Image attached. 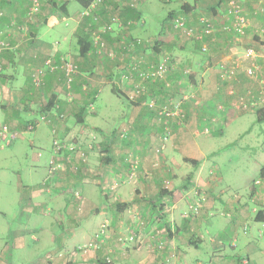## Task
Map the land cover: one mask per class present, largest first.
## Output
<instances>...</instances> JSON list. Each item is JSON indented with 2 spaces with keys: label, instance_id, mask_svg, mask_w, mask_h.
Masks as SVG:
<instances>
[{
  "label": "crops",
  "instance_id": "1",
  "mask_svg": "<svg viewBox=\"0 0 264 264\" xmlns=\"http://www.w3.org/2000/svg\"><path fill=\"white\" fill-rule=\"evenodd\" d=\"M129 1L132 2L106 0L86 14L76 0H49L44 2L36 20L28 21L29 0H0V40L9 42V47L0 51V129L7 125L17 133L10 143L0 145V150L23 138V132H35L41 127L44 135L50 137L44 146L49 156L46 173L43 174L41 166H33L27 175L28 183L19 184L17 189V214L11 220L5 218L0 226L1 234L7 232L12 239V245L6 243L0 253L17 256L22 264H99L115 242L104 243L96 252L84 248L99 232L101 223H112L110 237L114 240L120 230L128 232L131 223L143 221L144 242L122 253L116 248L117 259L110 264H264V142L258 145V153L234 157L229 154L222 159L229 146L233 153L237 150V141L231 137L233 141L226 146L225 138L232 127L242 124L239 120L242 112L234 114L232 120L224 116L236 97L230 93L231 89L239 95L258 93L261 77L264 79V58L244 57L246 47L261 49L259 33L264 29V0H239L249 19L247 34L238 41L233 35L220 32L218 39L210 42L207 53L200 51L201 42L194 38L181 40L177 36L158 46L154 34H144L147 13L165 9L172 0H140L136 7L129 6ZM179 1L180 10L169 14L182 13L181 6L187 1L196 2V9L186 14L189 18L210 12L217 22L226 20L224 13L229 0ZM114 15H122L128 21L142 17L146 22L133 26L112 23L104 30L103 26ZM133 37H140L142 45L132 43ZM103 43L106 51L100 54L96 48ZM84 46L87 51L83 54ZM121 47H134V51L124 53ZM68 54L80 69L71 83L74 98L71 87L69 97L64 89L67 78L61 62L72 61L66 57ZM167 54H174L180 62L177 60L176 66L163 77L150 82L140 101L131 102L115 84L134 59L144 66L155 65ZM48 59L57 66L49 68ZM178 63L179 69L185 67V71L192 72L188 85L191 98L187 104L183 101L186 117L183 120L179 117V124L184 122L181 128L170 137L167 149L156 153L155 146L163 143L161 129H164L162 121H157L164 115L159 109L176 87ZM236 63L244 67L235 77L227 78L225 71L222 73L223 67ZM252 63L261 68L259 78L244 72L245 66ZM39 70L43 72L38 74ZM246 78L251 80L245 82ZM226 83L234 87L229 88ZM225 97L229 99L228 105L222 102ZM244 110L251 112L254 123L258 122L256 110ZM68 112L83 113L85 119L81 123L97 126L105 123L113 128L107 137V163L100 159L98 163L84 162L88 157L78 150L74 154L64 151L65 142L68 146L72 144L67 138L74 137L77 131L73 130L76 123L73 119L65 122L58 117ZM128 122L136 133L145 131L134 136L126 131L125 137H120L114 128L125 129ZM195 126L208 128L200 132ZM252 134L261 140V133ZM245 135V131L239 132L242 138ZM56 140L61 149H57ZM129 154L139 156L142 161L148 159L150 168L142 167L130 178L125 160ZM42 155L40 151L36 161ZM157 160L160 166L155 168ZM228 164L230 168L223 167ZM104 166L107 195L97 189L96 172ZM77 190L81 199L76 197ZM161 190L167 193L161 195ZM201 197L204 200L195 213L190 203ZM165 200L172 205L168 213L164 210ZM117 203L127 206L117 210ZM152 235L154 239L150 240ZM159 238L166 240L165 249L157 248Z\"/></svg>",
  "mask_w": 264,
  "mask_h": 264
},
{
  "label": "rangeland",
  "instance_id": "2",
  "mask_svg": "<svg viewBox=\"0 0 264 264\" xmlns=\"http://www.w3.org/2000/svg\"><path fill=\"white\" fill-rule=\"evenodd\" d=\"M163 1H166V0H163ZM188 1L194 2V0H188ZM44 2H46V1H43V5H44ZM105 2H104V4H105ZM129 2H131V1H129ZM139 2H140V0L138 1V3ZM164 3H167V2H164ZM221 5L223 7L225 6V4H221ZM157 8H158V6H157ZM210 9L211 8H209L208 10L210 11ZM176 10H180V1L179 0H172L171 2H169L167 4L165 9H163V8L159 9L158 8V9H156V12H150V13L148 12L147 13V19H146L147 20V30L144 32V34H146V35H148L149 33H150V35L154 34L155 39H156L155 42L157 43L158 46L160 44H159V39L157 40V38L160 35L161 31H164L165 35L167 37H169L170 40H174L175 37H177V36H181L180 37L181 40L193 39L191 37H188L184 34L177 32L174 29L172 30L171 29L172 25H170V21H172L174 18L182 16V17L187 18V20L190 24H194V22L196 20V16L189 18L186 14L179 13V14L173 16L172 18H170L168 14L171 11H176ZM206 13L214 16L210 12H206ZM59 14L62 15L61 13H59ZM114 16L115 17H113V19L111 17L110 21L106 22V24L103 26L104 30H107L108 27H110L112 23L119 24L120 26H127V25L133 26V25H138V24L143 25L146 22V20L143 19L142 17L128 21L127 19L122 18V15H114ZM263 30L264 29H262V31ZM102 39H103V37H102ZM130 40L132 43L137 44L138 41H141V38L140 37H133ZM150 41H153V40H150ZM146 42L148 43L149 40H146ZM139 44H137V45H139ZM125 46H128V43ZM200 49H201L200 51L202 53H207V52L202 51L201 45H200ZM123 50H124V53H131L134 51V47H126ZM96 51L100 54H102L104 51H106L104 43L101 44L100 47H98V50L96 48ZM171 55L167 54L166 56H169L170 62H171V60L174 62L173 65L171 66V68H172V67L176 66L175 62H177V60L179 61L180 59L177 56H175L174 54H171ZM66 57L70 58L73 63L76 62L75 60L72 59V57L69 54ZM163 58H165V57H162L161 60H163ZM137 61L138 60L134 59L128 65L127 70L130 69V67L133 63H135V62L137 63ZM151 66L152 65H150V64L146 65V67H151ZM78 67H79V64L77 65V69H78L77 72H79V70H80ZM257 67H258L257 76L259 78L260 74H262V73H261V68H260L259 64L257 65ZM143 68H145V67H143ZM178 69H179V63H178ZM179 71L181 74L179 73V76L177 78H174V80H176V82H175L176 87H173L172 84L170 86V87H173V90H174L173 92H171L172 94H170L171 95L170 99L167 101V103H162V105L160 104L161 107L159 109V112L161 114H164V115H162L160 118H157V121L159 120L158 123H160V121H162V123L164 125V129H161L162 137H163V143L160 144L159 146L158 145L155 146V152L156 153H161L162 151L167 149L168 145L165 146L166 143L169 142V139L171 136H172L171 138L174 137L175 131L177 129L181 128L182 124L184 123L183 122L182 124H179L178 121H180V118L177 117L176 114L175 115H168V114H166L167 111L163 112V109H165V107H168V108H166L168 110H174L175 109L174 103H178L181 101V104L183 105V101H184L187 104V101L191 98V95H190L191 92H189V90H188V88H189L188 85H190V83H191V76L190 75L192 72H190V70L185 71V67L180 68ZM224 71H225V69L223 67L222 73H224ZM263 73H264V71H263ZM133 74H135V73H133ZM250 80L251 79L246 78L245 82H248ZM261 80H263L261 82V84L263 86L264 85V79L261 77ZM152 81H153L152 78L141 80L137 75L135 76L134 81L133 80H125V78L121 75L120 80L117 79L115 81V84L117 86H119L124 93L126 92L127 97L131 102H133V101L136 102V101H140V98L144 94L147 93L148 85ZM144 82L146 85L145 90L142 89V85ZM166 84L168 85V81ZM226 84L228 85L229 88L234 87L231 83H230L231 85L229 83H226ZM262 86H261V88H262ZM64 87H65L64 89L66 91L67 97H69L68 93H69L70 88H68L67 84ZM71 88H72V95L71 96H72V98H74L75 97L73 95L74 85ZM137 89H140V92H137ZM232 89H234V88H232ZM230 93H228V95H230ZM249 94H250V92L249 93L248 92L247 93L241 92V95H243L245 98H247V100L249 99ZM233 95L236 96V97L234 96L235 98L240 96L237 93V91ZM233 95H230V96L233 98ZM168 97H169V95H168ZM227 101H229V99H228V97H225V101H222V102L225 105H228L229 103ZM216 106H218V104H216L215 107ZM87 108L89 109L88 104H87ZM244 109L245 108H242V107L239 108V107L235 106L234 101H233V103H231L230 108L224 112V116H226L227 120H232L235 116L234 114H236L237 112L238 113L242 112V113H239L240 114L239 120L242 122V124L239 122L237 126H234V125H236V123H234L233 124L234 127H232L229 131V132H231V134L228 133L227 134L228 136L225 138V139H228V141L226 142V146H229V144L233 140L237 141V146H236V147H238L237 150L233 153L232 152L233 148L231 146H229L228 149H226V151H223L224 156L222 157V159L226 155H229V154H233V157H234L235 155H239L240 153H246L247 155L248 154L253 155L255 153H258L259 152V146L258 145H260V143L264 142V121L254 123L253 119H251L253 117L251 112H246ZM90 111L91 110L89 109L87 112H90ZM68 113H70V114H65L64 116H61V117L58 116V117L60 119L64 120L65 122L69 121L70 119H73V122H76L75 126L73 127V130H77V131H76V134L74 137L67 138L66 141H71L72 144L69 143V145L71 144V146H68L65 142L66 147L64 148V151L66 150L69 154H74V152H77V150L80 153L84 152L85 153L84 156L88 157V159L84 160V162L86 161V162L91 163L92 161L94 162V160H96V163H98V161L101 160V161L107 163V150H106V147L108 146L107 145L108 144V142H107L108 138L107 137L110 136L109 131H111L113 128L108 124L105 125V123L101 126L100 125L97 126V125H92V124L81 123V122H83V121H81V119H83V118L85 119V117H83V113H81V112H73V113L68 112ZM252 113H254V112H252ZM71 115H72V118H70ZM207 117H208V115H206V118ZM184 118H181V120H183ZM211 119L214 120V119H216V117L211 118ZM211 119H209V120L211 121ZM187 123H189V121ZM130 124H131L130 122L126 123L127 127L125 129L114 128V131H116V132L119 131V135L122 138L125 137L126 131L133 136H134V134L140 135V133H143L145 131V130H142V131H139L138 133H136L134 128H131ZM195 128H196V130H198L200 132L202 130V127L195 126ZM206 128H208V127L203 128L202 131H204V130L206 131ZM43 129L44 128L41 127L40 129H38L35 132L34 131L23 132V134H22L23 138L16 139L12 145L0 150V226L4 225L5 218H9V220H11L17 214V209L19 208L17 189L20 187L19 184L26 183V182L28 183L27 175L30 171L33 170V166H41L43 174L46 173V165L48 163L49 156H47L48 153L45 152V151H47V149L44 146H47L48 142L50 141V137H49V134H47L46 136L44 135ZM240 131L246 132V135L243 138L241 136H239ZM167 132H169V133H167ZM253 132L256 134L261 133V138H260L261 140H256L255 137H257V136H254L252 134ZM66 135L69 136V134H66ZM78 135H80V136H78ZM224 135H226V134H224ZM36 137H37V141H36ZM231 137L234 139L232 140ZM235 137H238V138H235ZM32 141H35V145H32ZM73 147L75 148L76 151L72 150ZM40 151L43 152V155L41 156L40 161H36L35 157L38 156ZM177 153H178V155L180 154L179 152H177ZM89 156H90V158H89ZM125 160L128 163V167H127L128 170L127 171L129 172L128 176L130 178H134L136 176L135 174H137L138 170L140 172V169L142 167L145 168L147 166L148 168H150V162H148L149 161L148 159H143V161H142V159L139 156H134L133 154H129V156ZM235 161L237 163L240 162V160H238V159H235ZM65 164L67 165L66 161H65ZM54 166H55V170H56L57 164ZM159 166H160L159 161L157 160L155 162V164L153 165V167L157 168ZM230 166L231 165H229V164L227 166L223 165V167L226 169L230 168ZM67 167H69V166L67 165ZM224 172H226V170ZM105 173H106V167L105 166L102 169V171L99 170L98 172H96V174L98 175L97 177L99 178L97 189H100L102 194L107 195L105 192L106 191V189H105V187H106ZM93 177H95V176H93ZM232 178H233L232 180H236V177H232ZM195 201H199V199L196 198ZM163 204H164V207L167 205L164 210L167 211V213L170 212L172 205L167 203V200H165V202ZM197 212H195V213H197ZM162 215H163V211L161 212V216ZM101 224L98 228L99 229L98 231H100L101 227L104 225H107V228H108V230L105 232V236L107 237L106 242L111 240L110 242L113 245L115 242V245L113 247L114 250L111 248L112 251H109V253L107 251V253H106V255H108V254L111 255L110 256V258H112L111 262L115 261V258L117 259L116 252L114 255V251L116 248L118 250H120V252L118 251L119 253H122L123 250H125L128 247H131L133 245H136L137 243H139V245H141L145 240V234L146 233L143 232V228L146 227V224L141 225L140 221H139V223L138 222H135L134 224L131 223V225H130L131 228L129 229L128 232H125V230H120V232L116 235V239H114V240L110 237L111 234L113 233V231H111V229L113 228L112 223L111 222H109V223L103 222V224L102 225ZM139 226H140L139 230L141 231V234L137 233V240L136 241L133 240V242L128 243V245H124L123 243L119 242L118 235L128 236V234L131 232V230H135V229L139 228ZM163 232H166V229H164ZM150 237H151L150 240L154 239L153 235ZM150 240H147L146 242H149ZM6 243L8 245H10V244L12 245V239L7 234V232H3L1 234V230H0V252H1V249H4ZM166 243L167 242L165 239L159 238L158 243H157V248L165 249ZM107 249H110V247L108 245H107ZM106 255L103 256V261H104V263L107 262L108 264H110V262H108V260L107 261L105 260ZM0 264H22V262H21L20 258H18L17 256L12 257L9 254L0 253Z\"/></svg>",
  "mask_w": 264,
  "mask_h": 264
},
{
  "label": "built area",
  "instance_id": "3",
  "mask_svg": "<svg viewBox=\"0 0 264 264\" xmlns=\"http://www.w3.org/2000/svg\"><path fill=\"white\" fill-rule=\"evenodd\" d=\"M43 1H49V0H29L28 3V10L26 12V18L28 21H34L36 20L37 15L42 11ZM106 0H92L89 7L85 8L86 14L91 13L93 9L96 7H101L103 3ZM139 0H132V2H128L129 6L136 7ZM228 6L226 8V12L224 13V17H226V20H221L220 22H217V19L215 16L209 15L207 13H200L196 17V22L194 24H190L187 20V18L179 16L177 18H174L171 21L172 28L176 30L177 32L184 34L188 37L194 38L195 40L201 42V48L203 52H208L210 47V42H215L218 39V36L220 32L227 33L229 35H233L236 40H241L244 38V36L247 34V29L249 27V19L245 13L244 7L242 6L241 2L239 0H229ZM219 21V19H218ZM2 32H0L1 34ZM260 36L262 38V44L261 49H256L253 46H249L245 48L244 51V57L249 58H257L262 57L264 58V30L260 31ZM142 43V41H138L137 44ZM140 43V44H141ZM9 47V42L6 40H0V51H2L5 48ZM263 47V48H262ZM47 64L49 68L55 67L53 63V60L48 59ZM61 65L64 67V71L67 78V86L68 88L71 87L73 75L77 72V65L69 60H63L61 62ZM173 64L170 62L169 56H166L161 60L159 63L152 65L151 67H146L142 64L141 61H137V63H133L130 67V69L123 73V77L126 80H133L135 79V76L137 75L141 80L142 79H150L153 80L163 77L171 68ZM145 67V68H143ZM244 67L242 64H235L233 67H229L225 69V74L227 78H232L237 75V72L239 69ZM244 72L252 78L257 77L258 73V67L256 63H252L251 65L245 66ZM43 70H39V73H42ZM135 73V74H133ZM144 81V80H143ZM40 79L37 76L36 77V83H39ZM146 85L145 82L142 85V89L145 90ZM137 92H140V89H137ZM144 92V91H143ZM231 93L235 94L236 91L234 89H231ZM264 103V85L258 93H250L249 99L245 98L243 95H240L239 97L235 98L234 104L235 106L239 108H245V109H253L258 110ZM173 105V104H172ZM174 110H168L165 107L163 109V112L167 111L166 114L168 115H177V117H184V113L182 110V104L181 101L178 103H174ZM163 108V107H162ZM31 128H34V125H31ZM169 133V132H167ZM168 135V134H167ZM17 136V133L15 131H12L10 127L7 125H4L0 129V145H3L4 143H10L11 140H13ZM165 139V138H164ZM166 140V139H165ZM55 141V144L57 146V149H61L60 143ZM72 148V147H71ZM72 150H75L73 147ZM76 151V150H75ZM83 156L85 155L84 152L81 153ZM76 197L81 199V193L77 190L75 191ZM199 201H192L190 203V209L194 212H197L201 206V203L203 202L204 198H198ZM157 221L159 222V218H157ZM141 225L144 224L143 221L140 222ZM104 227V228H103ZM103 228V229H102ZM139 228L135 230H131V232L128 234V236H121L118 235L119 242L123 243L124 245H128V243H132L133 240H137V233L141 234V231ZM108 230L107 225H104L101 227L100 231L95 235V237L90 241V243L85 247L92 251H97L101 249L106 243L107 237L105 236V232ZM109 253V252H108ZM110 254L106 255V261L108 262L112 261V258H110Z\"/></svg>",
  "mask_w": 264,
  "mask_h": 264
},
{
  "label": "trees",
  "instance_id": "4",
  "mask_svg": "<svg viewBox=\"0 0 264 264\" xmlns=\"http://www.w3.org/2000/svg\"><path fill=\"white\" fill-rule=\"evenodd\" d=\"M81 6H83L84 8H87L89 7V5L91 4V1L92 0H76ZM196 3V2H195ZM195 3L194 4H191L189 2H184L181 6V12L184 13V14H189L191 13L192 11H194L196 9V6H195ZM169 17L172 18L173 17V12L171 14H169ZM159 39V44L160 45H163V44H167L170 42V39L169 37H167L164 33V31H161L160 32V35L158 36L157 40ZM88 44V43H87ZM87 49L86 47L84 46L83 49H82V53H86ZM119 93V91H117ZM256 120L258 122H262L264 121V103L263 105L260 107V109L257 110L256 112ZM187 160H190V159H187ZM193 164L197 163V160H194V159H191L190 160ZM161 195L167 193L166 190H161ZM117 206V210H123L125 207L124 206H127V204L125 203H117L116 204ZM99 264H106L104 262H99Z\"/></svg>",
  "mask_w": 264,
  "mask_h": 264
}]
</instances>
